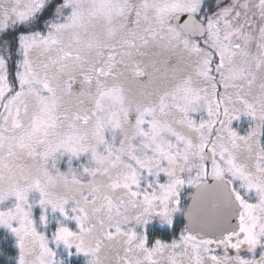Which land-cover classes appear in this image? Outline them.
<instances>
[{"label":"snow or ice","instance_id":"snow-or-ice-1","mask_svg":"<svg viewBox=\"0 0 264 264\" xmlns=\"http://www.w3.org/2000/svg\"><path fill=\"white\" fill-rule=\"evenodd\" d=\"M0 264H264V0H0Z\"/></svg>","mask_w":264,"mask_h":264}]
</instances>
